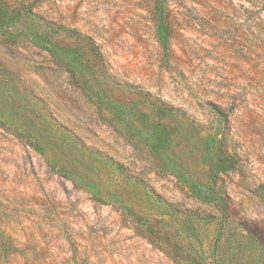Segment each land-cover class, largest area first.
I'll return each mask as SVG.
<instances>
[{
	"label": "rangeland",
	"instance_id": "rangeland-1",
	"mask_svg": "<svg viewBox=\"0 0 264 264\" xmlns=\"http://www.w3.org/2000/svg\"><path fill=\"white\" fill-rule=\"evenodd\" d=\"M17 2L0 264H264V0H37L16 20Z\"/></svg>",
	"mask_w": 264,
	"mask_h": 264
},
{
	"label": "trees",
	"instance_id": "trees-1",
	"mask_svg": "<svg viewBox=\"0 0 264 264\" xmlns=\"http://www.w3.org/2000/svg\"><path fill=\"white\" fill-rule=\"evenodd\" d=\"M36 1L37 0H18V2H17L18 5L10 11V18H14L16 20H19L24 16V14L31 13L32 9L34 8V3ZM45 1H55V0H45ZM192 1H194L197 4H200V2L203 0H192ZM204 1H206V0H204ZM58 29L65 32L66 35H68L69 37L74 38L75 41H82L84 43L85 49H86L89 57L92 59L93 63L96 66H98V68H100L101 71H104L103 69H105L104 67H105V64L107 62L105 55L101 51L99 44L95 41V39L91 35L84 34V33L80 32L77 28H74V27L58 25ZM237 30H238V28H237ZM238 32H240V31L238 30ZM155 100H156L155 101L156 108L162 114L163 113L164 114L170 113L171 111L174 110L172 107L164 106L160 100H158V99H155ZM229 159H230L229 162L232 163L231 168H233V166H235L234 165L235 159L232 156H230ZM135 230L138 234H141L142 236H146L143 233V231L141 229H139L137 226H135ZM160 249H162L164 251L166 250L163 246H161ZM180 264H184V263L180 262Z\"/></svg>",
	"mask_w": 264,
	"mask_h": 264
}]
</instances>
